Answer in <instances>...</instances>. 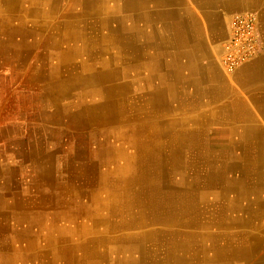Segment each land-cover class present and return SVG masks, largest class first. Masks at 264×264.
Returning <instances> with one entry per match:
<instances>
[{
  "label": "crops",
  "instance_id": "0c3cea01",
  "mask_svg": "<svg viewBox=\"0 0 264 264\" xmlns=\"http://www.w3.org/2000/svg\"><path fill=\"white\" fill-rule=\"evenodd\" d=\"M42 1L15 12L27 11L24 22L34 24L36 14L53 8L43 18L46 28L70 13L78 34L74 75L108 76L106 89L137 110L136 123L155 128L137 136L153 146L146 154L156 158L153 170L169 173L152 185L166 187L171 197L156 202L190 210L189 229L178 234L194 239L162 244L142 264H264V51L232 75L221 65L236 14L257 13L264 44V0ZM29 41L44 44L46 59L62 61L59 39ZM50 45L60 51L46 52ZM87 60L92 65L83 71Z\"/></svg>",
  "mask_w": 264,
  "mask_h": 264
},
{
  "label": "bare ground",
  "instance_id": "6f19581e",
  "mask_svg": "<svg viewBox=\"0 0 264 264\" xmlns=\"http://www.w3.org/2000/svg\"><path fill=\"white\" fill-rule=\"evenodd\" d=\"M35 1L36 0H12V2L17 5V8L22 7L24 4L34 5L36 3ZM51 1L55 6H57L55 0ZM9 2H11V0H9ZM39 4H41V2ZM50 8L48 9L50 10ZM53 11V8H51V10L47 13L44 12L45 14L40 15V13H38L36 14V17L33 19V21L35 22V20H40L43 22V18H46L50 14L54 13ZM18 12H20L19 17H23L21 19H24V17L27 16V11H16L11 15L16 14ZM0 20L8 22L11 21V23L15 21V19H12L10 14L7 12H4V14H0ZM44 20L46 21V19ZM72 21L73 19H71L70 13H63L61 16L57 17L56 20H51V24H48L50 25L49 28H46L47 25L45 26V22H43L42 34L39 33V31H34V25H32V27L22 26L20 28H13L11 29V41L13 42L14 38H18L19 36L20 38H25V41L31 39L34 36L46 38L47 41L49 39H59L61 42V46L63 44L67 45L66 50L64 51L63 55H61L62 61H69V64H71V61H73L72 58L76 54L75 38L78 36L76 29L73 27ZM258 21L260 31L259 18ZM48 22L50 21L48 20ZM25 24H27V22H25ZM21 30H27L29 31V34H24ZM51 30H57L62 32V36L59 35L58 37H56V34H49ZM60 44L57 45L60 46ZM48 47H52L50 49H53V46L51 45ZM54 48L55 51H60L58 50L59 47L54 46ZM88 52L90 56H93V51H91V53L88 50ZM52 56H56V54L53 53ZM44 60L48 61L46 62L47 65L50 64V73L52 75L57 74L62 70H71L72 77L68 81L65 80L66 82L64 80H62L61 82L59 77L57 78V76L53 75L56 80L59 79L57 84H59L61 87L60 93L63 97L69 95L70 93H74L72 89H79L80 87L85 88V90H87L88 88H96L94 89L95 91L102 93V98L100 100L99 98H97V100L94 99L90 108L88 109V111H86V113L83 114V116L87 117V121L94 122L95 130L92 133L94 135L99 136L100 133L102 134V132L99 130L100 124H107L111 126L108 129V132L112 138H116L118 142V148L116 149L117 153H115V155H113V158L110 160L113 162L114 166L117 167L112 172L111 170L108 172L106 171L103 175L99 176L95 180L94 183L96 184L93 185L91 189H87L85 193L87 196V201L79 206L75 205L72 199H70L69 197V191H71V187L73 186L71 184L73 179L71 180V178H68L67 181L70 184L68 188L65 189V195H67L68 202H65L66 207H64V205L62 207H59V203H57V207L60 210L55 215V221L57 223L56 229L51 234H49V236H46V242L45 244L40 246V252H37L35 255L31 254L29 257H24V255H21L19 257H16L13 262L15 264H34V262L37 260L47 261L52 264H142V262H145L146 260L150 259L149 256L153 257L152 254H154L157 248L162 244L167 243L168 246H174L182 244L183 241L194 239L192 237H187L188 239L185 240V235L182 236L181 234H178L181 233L180 231L189 229L188 222H190V220L187 216L190 214V210L187 206H182L184 209L182 208L183 210L179 211L180 207L173 203L156 202L157 200L164 201L165 199L167 200L168 197H171V194L169 195V193H167L168 190L166 187H158L152 185L153 183L158 181H166L169 173L156 172V170H153L155 165H158V163H155L156 158H154V156L152 155H146L148 154L147 152L153 151V146L150 141H147L145 143L141 142L137 136L140 135V133H152L155 131V128L153 129V127L151 126L146 127L147 124H144L145 126H142L141 124L136 123L137 110L135 108L132 109L125 107L123 99H121V97L113 96L115 93H110V91L106 89L109 84L108 76L102 75L100 77H93L94 75H91V77H88L83 76L81 74V77L79 76L78 78H76L72 73V70L75 68L74 65L62 66L55 64V62L54 64H52V60H48L46 59V57H44ZM84 62L87 63L82 65V69L83 71H88L90 68L89 66L92 65V62L88 60ZM94 96L96 97L99 95L95 94ZM97 130H99L100 133ZM219 131H221V129ZM141 137H143V135ZM93 139H97V137H93ZM95 143L97 142L95 141ZM144 152L145 154H143ZM45 156L46 158L43 160V163L44 165H47L44 167L45 169L43 171L47 172H44V178L45 180L49 181L50 184H53V186H55L56 183H58V179H53V174L52 176H50L51 174L49 172H52L54 170L56 160L51 154H46ZM99 160L100 162H103L104 160H106L105 156H103V158H99ZM158 161L160 160H157V162ZM73 165V163L69 165V169L71 168V172H73L77 168L80 171V174L77 173V175L87 178L92 173L93 176H97L96 169L99 165H85L83 167L79 163L76 168ZM97 187H99V192L97 190H94ZM177 191L180 192V190ZM75 196H78V194H75ZM22 219L24 218L22 217ZM64 236H67L72 240L69 244H64L60 246L61 242L64 240ZM195 236L197 235L195 234ZM225 244H223V246ZM37 245L38 242L34 240L33 237L27 235L23 229L15 233L13 239L11 240L12 250L19 249L28 252L33 250L34 247ZM211 245L213 246V244ZM8 256V254L0 256V264H5L8 259ZM27 259L29 261H27Z\"/></svg>",
  "mask_w": 264,
  "mask_h": 264
},
{
  "label": "rangeland",
  "instance_id": "374dc122",
  "mask_svg": "<svg viewBox=\"0 0 264 264\" xmlns=\"http://www.w3.org/2000/svg\"><path fill=\"white\" fill-rule=\"evenodd\" d=\"M15 8L17 5L12 0H0V14L7 12L15 21L27 27L34 25V31H41L42 21L25 24V18L19 17L20 12L11 15ZM15 21L0 20V256L9 255L5 264H15L13 260L21 255L29 257L40 252L46 236L57 227L55 215L60 210L57 203L59 207H66L65 202H68L65 189L70 183L67 179H73L70 199L75 205H82L87 201V189L96 184L95 180L117 167L110 159L118 148L116 138L108 132L111 126L100 124L103 135L99 130L100 135H94V122L83 116L94 99L102 98V93L80 87V91L72 89L74 93L63 97L57 83L59 79L68 81L72 77L71 70L53 74L59 77L56 80L50 73V64L44 60L47 54L40 48L44 44L34 45L20 36L12 42L11 29L23 26ZM21 31L29 34L27 30ZM48 48L46 52L50 51ZM66 48L63 44L62 50ZM54 62L62 66L78 64L77 61L69 64V61L57 59L51 63ZM76 70L75 66L73 75ZM95 94L99 96L95 97ZM46 154L53 155L56 160L54 170L49 172L53 179H58L55 186L44 178ZM103 156L106 160L100 162L99 158ZM72 163L75 168L79 163L83 167L99 165L97 176L91 173L84 178L77 175L80 174L77 168L71 172L69 165ZM98 189L94 190L99 192ZM21 229L38 242L33 250L11 249V240ZM63 238L60 246L72 240L67 236ZM34 264L52 263L36 260Z\"/></svg>",
  "mask_w": 264,
  "mask_h": 264
},
{
  "label": "built area",
  "instance_id": "2783aa9c",
  "mask_svg": "<svg viewBox=\"0 0 264 264\" xmlns=\"http://www.w3.org/2000/svg\"><path fill=\"white\" fill-rule=\"evenodd\" d=\"M264 51L258 15L254 12L236 14L229 21V37L223 46L221 65L227 75L257 58Z\"/></svg>",
  "mask_w": 264,
  "mask_h": 264
}]
</instances>
